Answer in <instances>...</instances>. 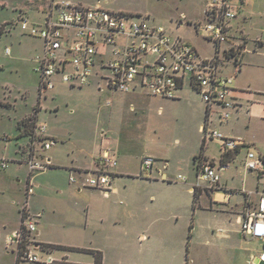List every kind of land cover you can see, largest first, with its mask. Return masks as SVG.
<instances>
[{
	"label": "rangeland",
	"instance_id": "374dc122",
	"mask_svg": "<svg viewBox=\"0 0 264 264\" xmlns=\"http://www.w3.org/2000/svg\"><path fill=\"white\" fill-rule=\"evenodd\" d=\"M52 1L0 0V25L10 23L8 32L0 37V158L9 161L8 168L0 169V217L1 210L8 209L10 224L20 222V211L22 219L31 214L36 226L43 228L39 239L62 243L63 248L50 251L31 246L30 251L41 261L29 263L18 260L15 245L0 238V264H50L49 256L65 260L62 264H95L94 251L101 252L102 264H253L250 254L260 253L263 243L240 234L233 237L230 224L208 211L207 197L195 203L188 191L196 179L194 157L202 151L203 142L208 158L218 162L221 156L220 141L205 139L206 105L200 94L188 86L180 99L145 94L137 99L106 85L99 91L96 73L84 87L57 81L54 91L39 94L34 58L42 42L15 22L22 11L32 21L44 16L39 11L49 9ZM70 1L86 7L100 2L107 9L134 15L132 18L147 16L150 23L164 26L174 37L181 36L202 55H213V44L200 36L205 31L199 35L192 24H179L182 12L188 19L203 21L206 0ZM224 69L226 74L233 71V63ZM96 71L104 69L98 66ZM108 102L112 105L107 106ZM131 103L137 105V111L131 109ZM36 107L41 108L37 122L47 124L46 135L57 143L45 150L38 140L37 154L51 158L55 166L31 174L25 162L16 160L24 158L22 147H32L31 117ZM248 110L247 105L234 108L228 122L214 121L211 127L228 136L232 129L234 136L246 140L248 146L242 147L236 164L222 175L234 172L236 180L230 186L242 188L245 181L255 189L256 173L247 170L244 161L249 150L264 155V109ZM106 138L110 146L103 144ZM107 146L120 152L118 166L112 170L126 166L124 170L130 174L114 178L118 194L105 196L86 188L80 194L78 185L70 181L69 166H91L99 150ZM147 156L155 159L151 174L142 165ZM163 172L169 175L166 181L161 178ZM73 174L80 177L77 171ZM179 174L187 176L188 183L176 181ZM137 175L158 176L160 181L149 182ZM29 178L38 186L34 185L28 200Z\"/></svg>",
	"mask_w": 264,
	"mask_h": 264
},
{
	"label": "built area",
	"instance_id": "2783aa9c",
	"mask_svg": "<svg viewBox=\"0 0 264 264\" xmlns=\"http://www.w3.org/2000/svg\"><path fill=\"white\" fill-rule=\"evenodd\" d=\"M43 15L40 21L34 22L22 11L15 22L20 24L24 33L42 42L41 50L34 58L35 71L40 76L41 96L54 91L57 81L70 87L89 85L95 73L100 78L99 91L106 85L114 91L143 90L151 96L166 99L179 98L180 91L189 84L200 94L208 111L202 127L205 139L219 140L223 156L248 146L244 138L228 136L211 127L214 121L228 122L236 106L232 93L234 77L222 73L223 59L228 56L236 58L235 53L239 50L225 46L229 41L230 22L237 16L230 0H208L206 19L194 23L214 43V53L210 56L202 55L181 36H172L164 26L150 23L147 16L132 18V14L107 9L100 2L86 7L67 0H53ZM180 18L188 20L184 13ZM9 24L0 25L2 35L8 32ZM6 53H11L9 47ZM98 66L104 71H96ZM110 105L108 102L107 106ZM47 128L46 123H37L34 128V140L26 160L31 174L47 170L52 165L51 158L40 157L36 152L40 139L45 150L52 149L57 143L55 138L46 135ZM97 162L93 171L83 172L81 177L71 174L70 181L80 189L93 188L109 196L114 191L112 169L118 166V157L105 149ZM154 163L155 159L150 156L142 159L147 174L151 173ZM244 165L264 179L263 154L249 150ZM8 166L9 161L0 158V168ZM230 167V160L223 162L221 158L217 162L202 158L197 165V181L193 188H222V172ZM177 180L188 181L182 174ZM33 192L34 184L29 179L28 200ZM241 192L245 194V204L239 216L240 229L252 239L264 242V183L256 190L243 189ZM231 194L229 191L228 195ZM36 231L35 220L29 214L23 216L20 228L7 237V244L18 249L20 261H41L28 247ZM257 257L259 263L264 264V249ZM251 261L256 264L254 256ZM53 262L52 258L47 259V263Z\"/></svg>",
	"mask_w": 264,
	"mask_h": 264
},
{
	"label": "crops",
	"instance_id": "0c3cea01",
	"mask_svg": "<svg viewBox=\"0 0 264 264\" xmlns=\"http://www.w3.org/2000/svg\"><path fill=\"white\" fill-rule=\"evenodd\" d=\"M68 1H70V0H68ZM78 4H80V3H78ZM207 4H208V0H206L205 6L203 8L204 9V20L206 19L205 9L207 7ZM230 4H231L232 8L237 12V16L235 19H233L230 22L229 41L225 44V46H227L229 48L235 47L239 50H238V52L235 53L237 55L236 58L228 56V57H225L223 59L222 73L226 76H233L234 77V82H233V86H232L233 87L232 93L234 96V101L236 102V106H235L236 109L244 107L245 105H247V107H249L248 112H251V109H253V108L254 109H259V108L264 109V0H230ZM39 12H45V10H41ZM183 13L186 14L185 12H182V14ZM27 16L29 17V15H27ZM42 18H43L42 15L35 16V17H33V21L34 20L40 21ZM183 21H185V22H183ZM203 21L201 19L183 20L182 18H180L179 24L180 25H183L184 23L192 24L193 27L195 28L196 32L200 35V31H202V30L197 29L195 27L194 23L195 22H203ZM200 36L203 39H205L206 41L211 42L213 44V47H214L213 41H211L208 37H206L204 33ZM200 53H201V51H200ZM230 62L233 63L234 69H233V71L226 74L224 68H226V66ZM188 86L190 87V85L188 84L180 91V97L177 99H180L184 95V91H186L185 89L188 88ZM191 89L194 90L193 88H191ZM194 91L196 93H198L196 90H194ZM116 92H119V91H116ZM121 93H124V92H121ZM125 94H128V95L132 94V95L136 96L137 99L139 98V96H141L143 94H145L149 97H153V98H159V99L161 98V97L151 96L146 91H143V90L142 91L137 90V91H133V92L125 93ZM161 99H166V98H161ZM131 109L133 111L134 110L137 111L138 107L135 103H131ZM233 115H234V113H233ZM233 115H232V117H233ZM205 117H206V110H205ZM229 133L231 134V136L237 135L236 133H234V131L232 129L230 130ZM103 134L105 135V132H103ZM26 135H28V134H26ZM234 137H237V136H234ZM30 140H31V138H30ZM108 141L109 140L106 138V140L103 141V144L109 145L110 143ZM105 149H109L111 152L115 153L117 155V157L119 158L120 152H118L117 149L114 150L113 147L111 148L108 146L102 150H99V152H98L99 155H101ZM241 149L238 153L234 152L233 157L230 159V161H231L230 169H232V167L236 164L237 158H238L239 154L241 153ZM29 150L30 149L26 148V146L22 147V152L24 154V158L20 159V160L17 159L16 161H18L20 164H22L23 162L26 163V160L29 157ZM98 156H95V161L91 166L70 165L69 169L72 171L71 173L73 174V172L77 171L81 177L83 172L93 171L97 167V163H98L97 157ZM222 157H223V155L221 153L219 160H221ZM194 163H195V161H194ZM52 164L55 166V163L52 162ZM62 166H67V165L62 164ZM66 168H68V167H66ZM124 168H126V166L122 167V169H120V170H114L113 171L115 179L120 178V177H124L125 176L124 174H130V173L126 172L124 170ZM195 170H196V179L194 181H192V184L188 189V191L190 193H192L194 196V202L198 203V202H200V200L203 197L206 196L208 199V206H207L208 211L212 212V213L219 214L221 217L220 221L223 222L224 224H226V223L230 224L231 228H229V231L233 234L232 235L233 237H238V235L240 234L241 236H243V238H245L247 240L248 239L256 240V239H252L250 236L244 234L240 229L239 216L241 215L243 208H244V204H245V194L243 192H241V190H243V189L255 190L258 187L263 185L264 179L260 178L259 175L255 171H252V172H255L256 176H257V185H256L255 189L254 188L252 189L251 187H249L245 181L243 182L242 188H239L237 186H230V184L234 180H236V174L233 172V173L229 174L228 176L222 175V179H221L222 188L211 189V188L202 186L200 188L194 189L193 184L197 181L196 165H195ZM158 172H160V171H158ZM149 174H151V173H149ZM137 177L142 178L144 180H148L149 182L160 181L158 176H154L153 178H149V177L137 175ZM161 178H163L164 181L169 179L168 173L163 172ZM29 179H28V181H29ZM175 179L177 181V177H175ZM187 179L189 180L188 177H187ZM185 183H188V181ZM34 185L38 186V183L34 182ZM86 189L98 191V190H95L93 188H86ZM77 191L80 194H82L83 191H85V188L80 189L77 187ZM119 191H120L119 187L114 186L113 192L118 194ZM229 191H232L231 195H228ZM195 192H198V194H199V197L197 200H195ZM8 213H9L8 209L5 210L4 212L1 210L2 216L0 217V238L7 239V237L10 234H13L16 230H18L20 228L21 223H22L21 211H20V222H18V223L11 222L9 224V221H8L9 214ZM222 228L223 227H221L220 229H222ZM42 234H43V228L37 227V231L35 232L33 238L31 239L30 243L28 244V247L29 248L31 246H35L36 248L41 247V248H44V249H47L50 251L63 248L62 243H52V242L45 241L43 239H39L42 236ZM256 241H260V240H256ZM260 242L263 243V247H264V242L263 241H260ZM258 254H256V255L250 254L251 255L250 259H252L254 256V260H256V258H258L257 257ZM49 258H52L54 260L53 263H56V262H58L60 264L66 263L65 260H63V261H62V259L61 260H55V258H53L52 256H49ZM17 263H18V261H17ZM53 263H51V264H53Z\"/></svg>",
	"mask_w": 264,
	"mask_h": 264
},
{
	"label": "trees",
	"instance_id": "16d2710c",
	"mask_svg": "<svg viewBox=\"0 0 264 264\" xmlns=\"http://www.w3.org/2000/svg\"><path fill=\"white\" fill-rule=\"evenodd\" d=\"M2 35V33H0V36ZM40 110H41V108L40 107H36L35 108V113H34V115L31 117V121H32V123H34V128L36 127V125H37V119H38V113L40 112ZM207 115H208V111H206V117H205V120L207 119ZM27 134V133H26ZM205 146H206V142L204 141L203 142V144H202V151L200 152V154H197L195 157H194V161H195V165H196V168H197V165H198V163H199V161L202 159V158H204V157H206V155L204 154V150H205ZM240 151V149H238L237 151H236V153H238ZM233 152L232 153H227V155H224L223 157H222V161L223 162H226V161H228V160H230L232 157H233ZM50 167H54V165L53 166H50ZM198 197H199V194H198V192H195V200H197L198 199ZM94 253L96 254V262H95V264H102V254H101V252L100 251H94ZM18 260H20V258H19V256H18ZM17 264H19V261H18V263Z\"/></svg>",
	"mask_w": 264,
	"mask_h": 264
},
{
	"label": "water",
	"instance_id": "95a60500",
	"mask_svg": "<svg viewBox=\"0 0 264 264\" xmlns=\"http://www.w3.org/2000/svg\"><path fill=\"white\" fill-rule=\"evenodd\" d=\"M255 263L256 264H260L259 261H258V258H256Z\"/></svg>",
	"mask_w": 264,
	"mask_h": 264
}]
</instances>
